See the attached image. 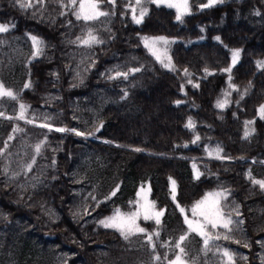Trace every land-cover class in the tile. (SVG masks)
I'll return each mask as SVG.
<instances>
[{"label":"trees","instance_id":"16d2710c","mask_svg":"<svg viewBox=\"0 0 264 264\" xmlns=\"http://www.w3.org/2000/svg\"><path fill=\"white\" fill-rule=\"evenodd\" d=\"M205 3L189 0L191 14L183 22L176 21L175 9L146 3L148 14L138 25L127 0H116L115 8L105 2L102 10L110 15L85 25L55 0L26 10L0 0V24L10 27L0 33V82L19 94L18 101L0 99V112L15 116L24 103L38 122L47 116L54 128L93 133L77 136L0 117V148L8 144L0 156V264H167L165 256L174 258L175 242L187 229L177 204L191 218L192 205L220 189L231 192L225 211L243 223L228 233L232 240L213 241L207 253L202 239L190 234L183 245L187 259L223 264L219 248L233 254L234 264L261 263L264 191L248 173L264 179V120L257 111L264 104V68L257 67L264 61V0H223L201 9ZM88 27L102 44L70 43ZM31 35L44 41L35 59ZM145 36L173 41L168 54L174 71L151 56ZM235 49L241 55L232 66ZM230 66V74L223 71ZM116 71L129 75L109 79ZM229 75L238 90L229 88ZM225 99L226 107L217 108ZM189 118L194 128L185 126ZM249 120L255 132L245 139ZM16 126L23 131L13 134ZM193 164L202 173L198 179ZM169 178L176 181L175 202ZM142 185L164 210L159 226L140 221L149 232L159 231L155 251L143 235L125 241L99 224L117 208L133 210L130 202Z\"/></svg>","mask_w":264,"mask_h":264},{"label":"snow or ice","instance_id":"6c2138e0","mask_svg":"<svg viewBox=\"0 0 264 264\" xmlns=\"http://www.w3.org/2000/svg\"><path fill=\"white\" fill-rule=\"evenodd\" d=\"M56 3L60 5L62 9H68L72 12V15L75 16L77 21H83L85 25L91 24L93 22L99 21L102 17H108L110 13L108 11L102 10V5L107 2L111 4L113 8H115L116 0H55ZM223 0H207V3L201 4L200 8H209L217 3H222ZM14 3L19 6L21 9H29L34 8L36 4L43 5L45 0H14ZM146 3L154 4L157 7L161 5L166 6L169 9H175L176 21L183 22V18L186 15L191 14V8L189 5V0H127L126 7L130 9L132 13V20L135 24H141L148 14V9L144 5ZM66 12H61V15H66ZM114 14V13H112ZM71 21H69V24ZM14 26V25H13ZM10 30V27L6 24H0V33H6ZM30 39L32 41L33 59L43 54L44 50V41L39 39L35 35H31ZM144 43V47L148 50L154 59L159 62L163 67L169 68L170 70H175L172 64L171 56L168 54V45L173 41H169L164 36L158 37H142L141 38ZM219 40V37H217ZM104 41L101 40L95 33L94 29L88 27L85 31V34L81 37L78 36L76 40L70 41V43L77 44L79 46L91 48L94 45L102 44ZM241 55V51L239 49L232 50L231 53V63L234 66L239 60ZM258 68H264V61H257ZM131 72L140 71L139 68H134L130 70ZM207 71V70H206ZM226 73H231L232 67H228L223 69ZM185 75H188L187 69L184 70ZM79 75V73H77ZM129 75L128 72H120L116 71L114 76H109V79H116L118 77L127 78ZM231 75H229V88L233 90H238L235 85L231 83ZM191 83V81H189ZM198 86V85H197ZM25 89L31 87V81L25 83L23 85ZM247 93V89H245V94ZM230 92H225V97L229 96ZM10 99L12 101L19 100V94L14 92L11 89L5 87V85L0 82V99ZM243 99V95L241 96ZM177 105L181 103V101L175 102ZM229 103L227 99L218 100L216 103V107L220 109H224L226 105ZM28 105L24 103H19L18 113L15 116H6L4 112H0V117H3L7 120H22L26 124L33 125L34 127H39L42 129H47L48 131L55 130L57 132H74L77 136H88L93 135V133H84L77 131L76 129H67L63 127H56L49 123L50 117L45 116L44 122H38L39 117L33 114L31 117L28 116L29 112ZM258 116L261 120H264V104L260 105L258 108ZM255 121L249 120L245 121V131L244 138L248 139L252 134H254L255 129L251 127ZM188 128H194L195 125L192 122L191 118H189L188 123L185 125ZM102 127V125H101ZM98 127L96 131H99ZM23 131L19 126L13 127L12 133H18ZM14 139V135L10 134L8 136V140L11 141ZM200 138L199 136L193 141L195 143ZM46 141H41L35 145V153L39 155L41 153V148ZM8 144L5 142L4 148H0V156L4 155L5 150L7 149ZM135 151H140V149H135ZM215 156L217 159H220V152L222 149L217 146L215 150ZM209 155H213V152H209ZM35 163V158H33L32 163L28 164L27 170H31L32 165ZM194 175L198 179L202 173L198 170L195 164H193ZM5 173H7V168L4 169ZM248 179L250 182L256 186H259V189L264 191V179H256L252 176L251 172L248 173ZM170 181V194L172 200L176 201V193L177 186L176 181L169 178ZM116 191H118V187L111 193V196L116 195ZM150 186L145 188L143 185L140 187L138 192L136 193V200L132 201L134 205L133 210L128 212H122L119 208L115 209L112 215L105 217L99 221V224L105 229H113L120 234V236L125 240L129 241L133 236L143 235L146 237V243L155 251L156 243L154 241V237H159V231L149 232L145 227H142L140 221H154L155 225L159 226L161 224V218L164 216V210L158 209L156 203L150 199ZM231 195L230 190L228 189H220L217 191H212L206 193L200 200L196 201L190 211L191 218L187 214L185 208L180 207L179 211L183 216V223L187 226L186 232L179 236L178 240L174 245V258L168 260L167 256L165 259L167 260V264H197L195 260L189 261L187 259V252L184 245V242L188 239L190 234H195L202 239L203 243V251L207 253L211 250L212 242L215 240H220L221 238L225 240L231 239L228 233L233 231L234 225H239L243 223L241 220H233L232 212H226V204L228 197ZM95 199V197H93ZM106 199H110L107 197ZM235 215L239 216L240 213L238 211V207L233 210ZM85 214H90L86 211ZM218 229H224L225 234L221 236L220 232L216 231ZM237 243H239L237 241ZM166 246V245H164ZM247 247V245H245ZM217 251L221 252L222 256L226 258V261H223V264H234V257L231 252L227 249H219ZM154 259L159 261L161 259L160 255H155ZM246 259V258H245Z\"/></svg>","mask_w":264,"mask_h":264},{"label":"rangeland","instance_id":"374dc122","mask_svg":"<svg viewBox=\"0 0 264 264\" xmlns=\"http://www.w3.org/2000/svg\"><path fill=\"white\" fill-rule=\"evenodd\" d=\"M230 237H231V239H229V240H232L234 237L232 236V235H230ZM233 248V247H232ZM233 250H234V252H236V253H238L239 251L238 250H236V249H234L233 248ZM206 264H214V262H213V260H207L206 261ZM260 264H264V249H263V251H262V255H261V263Z\"/></svg>","mask_w":264,"mask_h":264}]
</instances>
